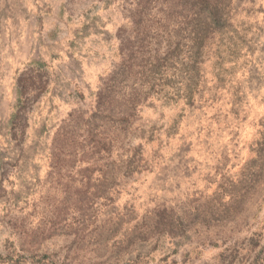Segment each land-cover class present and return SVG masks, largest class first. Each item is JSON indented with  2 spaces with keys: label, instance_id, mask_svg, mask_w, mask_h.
<instances>
[{
  "label": "rangeland",
  "instance_id": "obj_1",
  "mask_svg": "<svg viewBox=\"0 0 264 264\" xmlns=\"http://www.w3.org/2000/svg\"><path fill=\"white\" fill-rule=\"evenodd\" d=\"M215 1L0 0V264H264V0Z\"/></svg>",
  "mask_w": 264,
  "mask_h": 264
},
{
  "label": "trees",
  "instance_id": "obj_2",
  "mask_svg": "<svg viewBox=\"0 0 264 264\" xmlns=\"http://www.w3.org/2000/svg\"><path fill=\"white\" fill-rule=\"evenodd\" d=\"M195 2L196 3L194 4V10L192 12L195 21L192 24L190 33L192 35L193 42L200 44L204 39H206V23L210 22L216 25V23L220 22V20L222 19L221 17L222 15H221L220 6L218 5V2H216L215 0H195ZM198 48H196L197 50L194 52L193 58H191V63L188 68L189 72L196 71V65H197L196 56L198 54ZM168 59H169V52H166L165 55L161 57V60L162 62H165ZM138 100H139V91L138 93L134 92V94H132L130 98L127 100V108L129 112L123 114V120H122L123 124H126L128 126L131 124L132 111H134V109L136 108L138 104ZM100 145L101 142L99 139L95 141V146L98 149V151H100L101 148ZM134 161H135L134 158L131 157L128 160V164L130 165ZM229 202L235 203V201H233L231 198Z\"/></svg>",
  "mask_w": 264,
  "mask_h": 264
}]
</instances>
